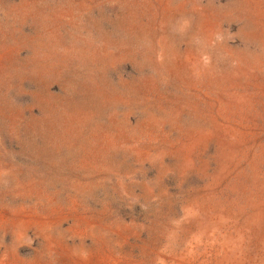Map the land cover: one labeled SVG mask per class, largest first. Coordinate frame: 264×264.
Listing matches in <instances>:
<instances>
[{
	"label": "rangeland",
	"instance_id": "rangeland-1",
	"mask_svg": "<svg viewBox=\"0 0 264 264\" xmlns=\"http://www.w3.org/2000/svg\"><path fill=\"white\" fill-rule=\"evenodd\" d=\"M0 264H264V0H0Z\"/></svg>",
	"mask_w": 264,
	"mask_h": 264
}]
</instances>
